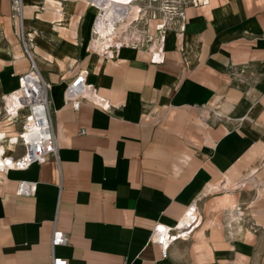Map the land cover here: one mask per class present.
<instances>
[{
    "label": "crops",
    "instance_id": "obj_1",
    "mask_svg": "<svg viewBox=\"0 0 264 264\" xmlns=\"http://www.w3.org/2000/svg\"><path fill=\"white\" fill-rule=\"evenodd\" d=\"M21 1L18 18L0 0V92L29 67L25 30L50 85L57 154L0 171V264H50L53 229L65 264H264V0L185 6L158 62L130 45L89 51L94 1ZM80 69L109 111L63 102ZM18 180L34 192L16 195ZM191 204L199 225L162 255L154 223L173 225Z\"/></svg>",
    "mask_w": 264,
    "mask_h": 264
},
{
    "label": "built area",
    "instance_id": "obj_2",
    "mask_svg": "<svg viewBox=\"0 0 264 264\" xmlns=\"http://www.w3.org/2000/svg\"><path fill=\"white\" fill-rule=\"evenodd\" d=\"M65 1V0H60ZM150 1L157 7V13L149 15L135 24H128L127 16L134 17L138 5H126L127 12L123 14H112L114 27L117 34V42L111 47H106L107 56L113 55L115 46L130 45L140 48L150 54V61L158 62L163 57V40L167 30L174 28L177 32L184 29L183 9L187 5H204L207 0H139ZM38 5V4H36ZM97 17L102 18L103 9L95 3ZM136 8V9H135ZM22 1L11 0L10 15L18 17L21 14ZM135 10V11H134ZM109 24L108 19L104 20ZM93 24V27H94ZM129 28V30H127ZM94 32V30H93ZM30 33H36L30 30ZM95 34V32H94ZM96 35V34H95ZM18 38L30 64L28 69L17 76L16 86L7 92H0V160L9 158V166L0 167V171L20 170L32 163H43L47 157H56L57 146L52 122V110L49 107L47 92L49 83L44 80L35 66L30 54L31 39L28 32L20 29ZM98 47L89 44L88 50L97 52ZM102 50V49H101ZM87 70L80 69L69 80L62 91L64 103H70L77 107L82 101L89 102L101 110L109 111L110 104L107 98L97 93L94 85L86 79ZM19 122V129L9 128L15 122ZM8 137V138H7ZM7 144L9 147H7ZM20 146L21 153L14 154L15 149ZM35 184L29 180H18L14 193L16 195H31ZM193 206V207H192ZM182 218V221H181ZM200 215L194 205H189L182 216L171 226L155 222L150 234L149 241L157 244L161 254L165 255L170 245L178 240L187 238L199 225ZM66 242V236L61 230L53 229L50 237V264H65V258L54 256L52 248Z\"/></svg>",
    "mask_w": 264,
    "mask_h": 264
},
{
    "label": "bare ground",
    "instance_id": "obj_3",
    "mask_svg": "<svg viewBox=\"0 0 264 264\" xmlns=\"http://www.w3.org/2000/svg\"><path fill=\"white\" fill-rule=\"evenodd\" d=\"M99 7L103 9V16L99 21L95 22V34L90 44L95 45L98 49L102 47H108L113 45V43L117 42V34L114 31V27H110L112 24V14H123L127 12L126 5L136 4L138 5L136 12L134 13V17L127 16L128 24L138 23L140 20H143L145 17L149 15H154L157 13V7L155 4L150 1H139V0H91ZM93 3V4H94ZM126 17V15H125ZM108 19L109 24H105L104 20ZM129 30V28H127ZM8 138V137H7ZM7 147L9 145L7 144ZM1 151V148H0ZM10 160L7 158L6 160H0V167L9 166ZM225 190H229L228 184H223ZM237 184L235 185V187ZM239 186V185H238ZM234 187V188H235ZM193 207V206H192ZM182 221V218H181Z\"/></svg>",
    "mask_w": 264,
    "mask_h": 264
},
{
    "label": "rangeland",
    "instance_id": "obj_4",
    "mask_svg": "<svg viewBox=\"0 0 264 264\" xmlns=\"http://www.w3.org/2000/svg\"><path fill=\"white\" fill-rule=\"evenodd\" d=\"M136 9V8H135ZM135 11V10H134ZM94 37V36H93ZM9 128H12L11 130H13V129H19V122L17 121V122H15L14 124H12V125H10L9 126Z\"/></svg>",
    "mask_w": 264,
    "mask_h": 264
}]
</instances>
